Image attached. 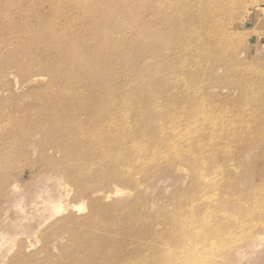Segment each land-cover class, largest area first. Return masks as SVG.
Listing matches in <instances>:
<instances>
[{"label":"rangeland","instance_id":"374dc122","mask_svg":"<svg viewBox=\"0 0 264 264\" xmlns=\"http://www.w3.org/2000/svg\"><path fill=\"white\" fill-rule=\"evenodd\" d=\"M164 1L0 0V264H264V0Z\"/></svg>","mask_w":264,"mask_h":264},{"label":"bare ground","instance_id":"6f19581e","mask_svg":"<svg viewBox=\"0 0 264 264\" xmlns=\"http://www.w3.org/2000/svg\"><path fill=\"white\" fill-rule=\"evenodd\" d=\"M167 1V0H166ZM166 1H164V2H166ZM174 1V0H173ZM161 3H160V5L161 6H163V4H162V2L163 1H160ZM173 3V2H172ZM168 5H171V4H168ZM175 6L177 7V5L175 4ZM163 8V7H162ZM170 9H171V7H170ZM164 12H163V14L165 13V10H163ZM173 12V11H172ZM179 14H180V12H178ZM162 14V13H161ZM166 14V13H165ZM164 14V15H165ZM171 16H172V13L170 14ZM180 18H181V16H180ZM165 22V21H164ZM164 24V23H163ZM163 26V25H162ZM164 26H165V24H164ZM54 117H56V116H54ZM54 117H49L48 119H47V122H50V121H52V120H55V118ZM63 127V126H62ZM58 129H60V128H55L53 131H58ZM182 255V254H181Z\"/></svg>","mask_w":264,"mask_h":264}]
</instances>
